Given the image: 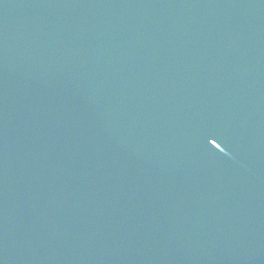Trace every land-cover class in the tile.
Here are the masks:
<instances>
[{
	"label": "water",
	"instance_id": "1",
	"mask_svg": "<svg viewBox=\"0 0 264 264\" xmlns=\"http://www.w3.org/2000/svg\"><path fill=\"white\" fill-rule=\"evenodd\" d=\"M0 264H264V0H0Z\"/></svg>",
	"mask_w": 264,
	"mask_h": 264
}]
</instances>
